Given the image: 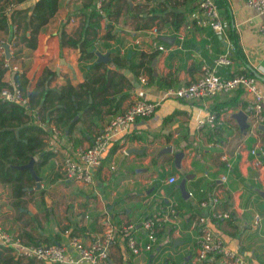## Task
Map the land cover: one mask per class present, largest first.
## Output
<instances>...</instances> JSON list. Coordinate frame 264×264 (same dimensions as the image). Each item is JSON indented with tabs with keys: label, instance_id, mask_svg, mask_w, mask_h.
Here are the masks:
<instances>
[{
	"label": "crops",
	"instance_id": "obj_1",
	"mask_svg": "<svg viewBox=\"0 0 264 264\" xmlns=\"http://www.w3.org/2000/svg\"><path fill=\"white\" fill-rule=\"evenodd\" d=\"M34 1L22 0L14 7L29 8L30 13ZM214 1L225 34L220 35L208 24L198 0H120L119 15L110 23L113 39L124 45L125 53L103 38L96 40L93 47L109 53L104 62L117 73L116 79H121L116 93L109 95L116 100L100 105V114L89 113L77 122L70 135L63 133L61 138L55 136L52 123H44V148L52 151L53 157L61 158L66 141L89 146L93 135L109 118L135 99L155 101L156 110L151 117L135 120L123 149L116 143L111 146L93 170L91 184L61 178L53 157L38 167L35 173L40 186L37 188L35 183L22 198L26 202L19 207L12 205L10 187L0 183V222L9 233L28 243H32L30 239L41 244L56 241L76 259L77 253L68 243L70 237L78 236L88 245L102 234L103 220L107 218L116 230V242L108 250L106 264H227L221 254H212L203 263L195 261L198 219L204 216L212 234L229 251L247 264H264V131L253 124L251 95L238 89L211 98L183 101L169 94L170 90L194 81L203 62L212 65L214 57L228 47L233 48V62L217 67L216 73L225 78L239 72L252 75L264 91V35L258 29L262 16L244 0ZM158 4L165 9L159 10ZM92 8L96 10L93 0H58L56 12L37 35L35 48L21 41L24 31L29 34L28 29H23L25 20L20 19L19 28L15 24L0 28L4 42L16 36L8 58L19 67L18 72L25 73L31 87L44 68L55 72L50 81L52 88L84 81L89 65L97 60L96 50L92 49V57L81 59L79 47L62 43L61 33L73 38L86 33L88 26L81 24ZM152 8L156 10L151 11ZM150 15L157 17L152 26L144 27L150 23L145 18ZM70 18L74 21L70 22ZM105 22L101 18L100 34L105 31ZM175 23H179L178 27ZM161 35L174 39L165 41L160 39ZM137 36L142 39L141 45L133 47L131 42ZM156 38L165 43L166 50L156 48ZM142 52L153 55L151 78L145 71L135 75L128 67L129 62L139 61ZM114 53L125 56L127 66L113 67L109 60ZM13 73L7 70L3 81H11ZM141 77L146 78L145 83ZM124 93L126 98L114 107ZM213 111L220 113V124L199 126ZM33 158L34 162L38 159ZM111 162L115 165L112 170ZM171 176L176 179L173 183L168 182ZM182 180L189 193L187 198L179 188ZM214 197L217 202L211 207ZM203 201L207 205H202ZM61 203H69V208L58 211L55 206L60 207ZM173 207L177 215L163 222L152 250L133 255L126 246L127 234L144 240L142 221L155 214L170 215ZM213 211L227 212L229 216L211 217ZM57 215L63 216V220ZM0 264L59 263L19 258L6 249L0 252Z\"/></svg>",
	"mask_w": 264,
	"mask_h": 264
},
{
	"label": "built area",
	"instance_id": "obj_2",
	"mask_svg": "<svg viewBox=\"0 0 264 264\" xmlns=\"http://www.w3.org/2000/svg\"><path fill=\"white\" fill-rule=\"evenodd\" d=\"M68 2L71 0H60ZM247 5L255 8L262 16L258 29L264 35V0H244ZM107 0H93L94 6L98 13L102 14L103 20L104 6ZM15 6L14 2H9L5 6V12H9ZM198 6L202 14L206 18L208 24L220 35L225 34V27L214 0H198ZM70 22L74 18L69 19ZM15 35L12 40L8 41L9 55L11 48L15 45ZM141 37L137 36L131 42L133 47L141 45ZM109 44L118 48L120 53H125L124 45L118 44L113 38L107 39ZM3 43V44H2ZM4 40L0 39V55L4 62V66L13 72L19 71L16 64H12L6 56L4 50ZM155 45L158 50H166V45L159 38H156ZM11 47V48H10ZM232 47L218 54L213 59V64L208 65L203 62L200 67V75L188 84L181 85L169 91V94L183 101H195L199 99L211 98L218 93H229L238 89H243L249 93L253 100V124L259 126L264 124V91L257 83V79L252 75L245 73H235L228 78L222 77L216 73L219 66H228L233 62ZM142 82H146L145 77H141ZM0 100L11 102L29 107V98L27 92L23 90L19 84L13 80L8 81L6 85L0 88ZM157 103L147 99L133 100L125 110L112 115L109 120L99 129L92 137L91 144L87 147L75 145L72 141H66L64 155L61 158L53 157L54 166L58 169L63 179L80 182L85 185L91 184L93 181V170L100 165L105 158L111 146L116 143L119 148L123 149L128 142V135L132 130L133 123L139 118L151 117L156 110ZM34 123L43 126L40 114L37 109H28ZM221 115L218 111L209 112V114L199 122V126L205 124H220ZM56 137H62L63 132L53 127ZM113 162L110 169H114ZM224 179V176H222ZM175 177H169L168 182H175ZM217 202V198H212L211 207ZM175 205V204H174ZM202 205H207L206 201ZM174 208V207H173ZM177 210L171 209L170 215L155 214L145 218L142 221V227L145 231V238L140 239L133 233H128L126 237V246L133 255H139L143 252L151 251L157 241V233L163 222L171 220L177 215ZM211 217L227 218V212L213 211ZM199 234L194 245L195 261L203 263L208 261L212 254H221L226 258L227 264H247L239 256L229 251L223 243L216 238L208 226L205 224V217L198 219ZM103 232L95 238L91 243L85 245L78 236H72L69 239V246L77 253L74 259L66 251L65 246L58 243L51 244H33L23 241L21 238L12 235L3 227L0 222V252L8 249L19 258L34 259L39 262L59 263V264H103L107 259L108 250L111 245L116 242L115 229L111 225L109 219L103 220ZM131 228V227H129ZM206 264H209L206 262Z\"/></svg>",
	"mask_w": 264,
	"mask_h": 264
},
{
	"label": "trees",
	"instance_id": "obj_3",
	"mask_svg": "<svg viewBox=\"0 0 264 264\" xmlns=\"http://www.w3.org/2000/svg\"><path fill=\"white\" fill-rule=\"evenodd\" d=\"M20 1L22 0H0V28L7 29L14 24L19 28L20 19L25 20L23 29H28L29 34L26 35L24 31L21 35V41H25V45L28 47L35 48L37 35L56 12L58 0H35L30 13H28L29 8L23 10L16 7H13L8 13L5 12V6L9 2L17 4ZM119 2L120 0H109L105 4L106 22L103 34L99 33L100 20L103 15L92 8L87 14V19L81 24L83 27L88 26L87 32H84L79 38H73L62 32L61 42L79 47L81 59L92 57V49L96 40L114 37L110 21L116 20L119 15ZM158 7L161 11L165 9L160 4ZM153 9L151 11L156 10ZM136 11L138 12L139 9ZM156 17L157 15L146 16L145 18H148L150 23L145 24L144 27L152 26V21ZM86 22L87 24H85ZM178 24L175 23L174 26L178 27ZM89 29L91 30L89 31ZM152 59V54L142 52L136 64H131V62L128 64L125 56L114 53L109 61L115 68L125 67L128 64L129 69L135 75L145 71L151 78L150 64ZM107 64L104 61L95 60L92 65H89L88 73L83 82L77 85L66 82L61 89L50 87V81L55 76V72L48 68L43 69L42 76L33 87H31L24 72L16 71L13 73L12 80L27 92L29 98L28 108L0 100V183L10 187L14 207H19L26 202L22 198L35 184L29 171L18 167L27 164L33 156H37L38 159L34 162V170L37 173L38 167L54 156L52 151L45 150V131L41 126L34 123L28 109H37L42 122L52 123L55 127L61 128L65 135H70L77 122L83 120L89 113L100 114V105L110 103L113 99L116 100L115 98L110 99L109 95L116 93L115 87L117 84H121V79H116L117 73L107 68ZM7 70L0 57V88L7 84L3 81V75ZM110 90L112 92L109 94ZM126 96L127 93L121 95L115 101L114 107H118ZM89 98L92 99L90 103ZM79 113L81 115L75 119ZM30 242L41 244L33 239H30ZM51 243H56V241L45 244ZM103 264H106V261Z\"/></svg>",
	"mask_w": 264,
	"mask_h": 264
},
{
	"label": "water",
	"instance_id": "obj_4",
	"mask_svg": "<svg viewBox=\"0 0 264 264\" xmlns=\"http://www.w3.org/2000/svg\"><path fill=\"white\" fill-rule=\"evenodd\" d=\"M160 39L165 40V41H171L174 39V36H169V35H161ZM4 50H5V54L7 57H9V45L7 42L4 43ZM96 49H93V51ZM95 53L98 55L97 56V60H101V61H107L109 59V53H101L100 51L96 50ZM131 53V51L128 52L129 56ZM78 116L75 117V119ZM259 128L262 129L264 131V124L259 125ZM19 169H26L29 171L31 177L35 180L36 183V187L38 188L40 186V180L39 177L36 175L35 170H34V158L32 157L29 162L25 165L19 166ZM179 188L180 191L182 193V195L184 197H189V193L187 191H185V181L182 180L179 184Z\"/></svg>",
	"mask_w": 264,
	"mask_h": 264
},
{
	"label": "rangeland",
	"instance_id": "obj_5",
	"mask_svg": "<svg viewBox=\"0 0 264 264\" xmlns=\"http://www.w3.org/2000/svg\"><path fill=\"white\" fill-rule=\"evenodd\" d=\"M41 176H44V174H42ZM60 176H61V174H60ZM61 178H62V176H61ZM27 200H29V198H27ZM63 200H64V199H63ZM63 200H62V201H63ZM29 202H31V201H29ZM37 202H38V201H37ZM68 204H69V203H66V204L61 203L60 207H59L58 205H56L55 208H56L58 211H60L59 209H61V210H64L65 208L68 209V208H69ZM56 218H58V219H60V220H63V216H61V215H59V216L57 215Z\"/></svg>",
	"mask_w": 264,
	"mask_h": 264
}]
</instances>
